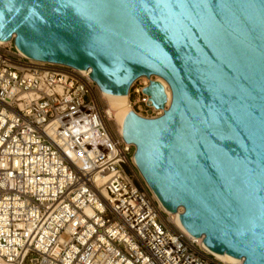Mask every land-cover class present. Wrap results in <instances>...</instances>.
Instances as JSON below:
<instances>
[{
  "label": "water",
  "instance_id": "95a60500",
  "mask_svg": "<svg viewBox=\"0 0 264 264\" xmlns=\"http://www.w3.org/2000/svg\"><path fill=\"white\" fill-rule=\"evenodd\" d=\"M9 39L104 92L164 78L161 116L124 117L139 173L209 249L264 264V0H0ZM143 91L163 108L161 82Z\"/></svg>",
  "mask_w": 264,
  "mask_h": 264
},
{
  "label": "built area",
  "instance_id": "2783aa9c",
  "mask_svg": "<svg viewBox=\"0 0 264 264\" xmlns=\"http://www.w3.org/2000/svg\"><path fill=\"white\" fill-rule=\"evenodd\" d=\"M150 80L128 95L157 118L168 105L153 106ZM133 151L90 71L0 43V264H214L174 227Z\"/></svg>",
  "mask_w": 264,
  "mask_h": 264
},
{
  "label": "bare ground",
  "instance_id": "6f19581e",
  "mask_svg": "<svg viewBox=\"0 0 264 264\" xmlns=\"http://www.w3.org/2000/svg\"><path fill=\"white\" fill-rule=\"evenodd\" d=\"M4 41L0 40V43H3ZM21 52V51H20ZM22 53V52H21ZM23 54V53H22ZM85 70L86 72H89L90 69H82ZM156 79L161 82L164 86L165 89V94L167 98V105L169 106L171 102V91L169 84L166 82L164 78L156 76ZM101 99L104 101L106 107L109 109L111 112V119H113V124L117 130V132L122 133V128H123V123L125 120V116L127 115L128 112L132 111L130 99L128 93H122L120 94H113L109 92H104L101 91ZM154 194V193H153ZM155 195V194H154ZM157 201L159 202L160 207L162 208L163 211H166L168 214H170V219L172 221V224L174 227H176L178 230H180L182 233L187 234L190 237H197L189 233L185 227H183L181 221H180V213L182 212V208L179 207L175 212H171L168 209H166L158 199V197L155 195ZM201 241V244L203 248L207 250V252L211 253L214 258L218 261H225L228 264H243V258H237L234 257L226 252L217 253L209 249L206 244L203 242V236L197 237ZM220 261H218L220 264Z\"/></svg>",
  "mask_w": 264,
  "mask_h": 264
},
{
  "label": "rangeland",
  "instance_id": "374dc122",
  "mask_svg": "<svg viewBox=\"0 0 264 264\" xmlns=\"http://www.w3.org/2000/svg\"><path fill=\"white\" fill-rule=\"evenodd\" d=\"M214 259V261H215V263L214 264H220L218 261H220V260H216L215 258H213ZM221 263H223V264H228V263H226L225 261L223 262V261H220Z\"/></svg>",
  "mask_w": 264,
  "mask_h": 264
}]
</instances>
